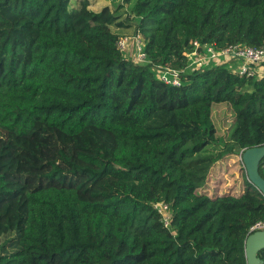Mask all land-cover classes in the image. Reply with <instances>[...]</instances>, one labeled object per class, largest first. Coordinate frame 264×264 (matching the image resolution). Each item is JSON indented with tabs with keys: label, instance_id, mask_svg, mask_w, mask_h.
Returning <instances> with one entry per match:
<instances>
[{
	"label": "trees",
	"instance_id": "trees-1",
	"mask_svg": "<svg viewBox=\"0 0 264 264\" xmlns=\"http://www.w3.org/2000/svg\"><path fill=\"white\" fill-rule=\"evenodd\" d=\"M71 3L0 0V264H246L264 195L244 167L240 192L203 188L219 161L264 144V75L209 63L175 87L152 67L185 66L194 40L264 46V0ZM113 25L140 32L148 62Z\"/></svg>",
	"mask_w": 264,
	"mask_h": 264
},
{
	"label": "built area",
	"instance_id": "built-area-1",
	"mask_svg": "<svg viewBox=\"0 0 264 264\" xmlns=\"http://www.w3.org/2000/svg\"><path fill=\"white\" fill-rule=\"evenodd\" d=\"M117 46L123 51L130 49L131 58L135 63L148 62L143 50V38L140 32L124 34L119 38ZM181 54L187 58V63L183 67L176 68L169 65L153 64L152 68L158 80L167 85L180 87L191 72L200 70L209 63L228 64L231 67L235 65V73L249 77L256 73V65L264 63V46L229 44L216 49L213 44L200 45L197 40H194L191 49H185ZM153 206L161 214L164 226H168L170 221L168 204L157 202ZM257 230H264V218L250 225L248 233Z\"/></svg>",
	"mask_w": 264,
	"mask_h": 264
},
{
	"label": "rangeland",
	"instance_id": "rangeland-1",
	"mask_svg": "<svg viewBox=\"0 0 264 264\" xmlns=\"http://www.w3.org/2000/svg\"><path fill=\"white\" fill-rule=\"evenodd\" d=\"M87 9L93 12L100 11L102 7L107 6L111 11H114L123 0H87ZM246 1V0H242ZM79 0H72L71 6H77ZM122 17H125L126 7L120 8ZM115 32L123 34H131L133 32V26L128 28H120L117 26H111ZM127 57H131L132 52L130 49L125 51ZM214 119L220 134L227 140L232 132L233 120L231 118V109L225 105V103H213ZM218 109V110H217ZM232 120V121H231ZM230 124V125H229ZM240 151L235 155L230 156L227 160L223 159L218 162L210 172L207 183L203 191L209 193L210 196L221 195L229 191L238 193L242 190L243 175Z\"/></svg>",
	"mask_w": 264,
	"mask_h": 264
},
{
	"label": "water",
	"instance_id": "water-1",
	"mask_svg": "<svg viewBox=\"0 0 264 264\" xmlns=\"http://www.w3.org/2000/svg\"><path fill=\"white\" fill-rule=\"evenodd\" d=\"M264 158V144L245 149L241 160L249 182L264 195V178L259 173V163ZM264 248V230L254 231L245 238L244 255L246 264H264L258 252Z\"/></svg>",
	"mask_w": 264,
	"mask_h": 264
},
{
	"label": "crops",
	"instance_id": "crops-1",
	"mask_svg": "<svg viewBox=\"0 0 264 264\" xmlns=\"http://www.w3.org/2000/svg\"><path fill=\"white\" fill-rule=\"evenodd\" d=\"M255 70L258 76L264 75V63L256 65Z\"/></svg>",
	"mask_w": 264,
	"mask_h": 264
}]
</instances>
